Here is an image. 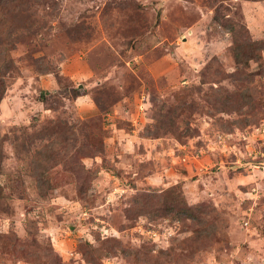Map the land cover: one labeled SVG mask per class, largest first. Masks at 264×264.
Segmentation results:
<instances>
[{
  "label": "rangeland",
  "instance_id": "1",
  "mask_svg": "<svg viewBox=\"0 0 264 264\" xmlns=\"http://www.w3.org/2000/svg\"><path fill=\"white\" fill-rule=\"evenodd\" d=\"M235 39L264 48V0H0V264H264V50ZM56 138L97 176L58 158L42 196Z\"/></svg>",
  "mask_w": 264,
  "mask_h": 264
},
{
  "label": "trees",
  "instance_id": "2",
  "mask_svg": "<svg viewBox=\"0 0 264 264\" xmlns=\"http://www.w3.org/2000/svg\"><path fill=\"white\" fill-rule=\"evenodd\" d=\"M232 52V57L235 60V63L240 65L247 64L249 60H256L258 56L255 55L256 51H263L264 48L262 46V43L260 42H254L249 44V42H238L236 39L234 40V45L230 48ZM12 59L8 55V52L6 49H2L0 47V103L4 97V94L6 92L7 84L5 81V75L8 74V71L12 68ZM77 93V91H76ZM243 101H240L242 106L251 105L252 98L254 95L246 90L242 95ZM254 119V118H253ZM246 120L244 119V122L242 124V127H245L246 125H251L255 121ZM236 124L233 123V125ZM243 129V128H242ZM148 134L151 133V131H147ZM155 135V134H154ZM2 140L0 138V144ZM71 147L68 145H64L63 142L56 138L53 139L48 145H45L42 149L35 152L33 155V163H32V176L36 181V187L39 191L40 195H46V192L49 190V182H43L41 180V177L45 172V168H48L50 166L51 161H56V159H63L66 164L64 165V170L67 172H70L75 177V183L76 186L79 187L81 185H85L90 180L95 178L97 176L96 171H90L87 170L84 165L81 163V161L78 159L77 154L72 152L70 150ZM83 157H86V152L82 151L81 154ZM2 158L1 154V145H0V159ZM90 183V182H89ZM172 191L169 190L167 193H171ZM161 196L156 190H148V191H137L136 194L133 196V204L136 210L138 208L143 209V212L149 215L154 210V205L157 204V201L160 200ZM176 198V197H175ZM181 211L188 215L187 213L190 212V209L188 208H180ZM180 209H177V211H180ZM29 224L27 225V228H32L34 226V223L30 220ZM15 240V237H13ZM40 254V253H39ZM84 256V259L86 260V263L89 264V262H94L93 257L90 255H86L85 253H82ZM39 261H42L45 259L44 263L47 264H59L56 260L58 259L57 254L50 249V251H43L40 256L38 257ZM39 264H42L39 262Z\"/></svg>",
  "mask_w": 264,
  "mask_h": 264
},
{
  "label": "crops",
  "instance_id": "3",
  "mask_svg": "<svg viewBox=\"0 0 264 264\" xmlns=\"http://www.w3.org/2000/svg\"><path fill=\"white\" fill-rule=\"evenodd\" d=\"M258 199V198H257ZM257 201V200H256Z\"/></svg>",
  "mask_w": 264,
  "mask_h": 264
}]
</instances>
